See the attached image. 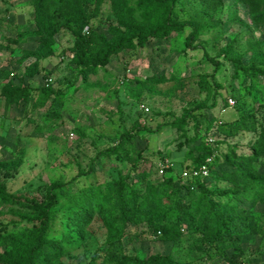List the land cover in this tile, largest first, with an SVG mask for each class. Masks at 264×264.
Returning a JSON list of instances; mask_svg holds the SVG:
<instances>
[{"label": "rangeland", "instance_id": "1", "mask_svg": "<svg viewBox=\"0 0 264 264\" xmlns=\"http://www.w3.org/2000/svg\"><path fill=\"white\" fill-rule=\"evenodd\" d=\"M213 4V0H176L175 9L183 19L203 25V50H185L184 41L190 31L186 28L172 38L123 50L113 55L105 67L82 78L71 63L73 40L64 31L54 36L51 55H35L39 40L34 27V0H0V167L9 168L10 176L1 180L6 191L41 201L56 190L60 194L59 207L66 210L85 187L122 177L134 180V166L141 167L136 163L139 152L153 171L166 159L174 171L182 172V157L172 148L176 138L173 131L163 127L158 137L151 136L148 141L142 137L146 131L153 132L187 114L206 113L208 119L219 123L251 117L255 130L238 131L228 138L217 127L205 132V121L195 138L192 122L187 125L189 149L202 139H210V145L216 143L222 152L229 146L236 155H250L251 143L258 137L264 140V77L243 76L242 71L251 64L264 67V27L253 22L250 12L256 6L249 0H223L217 12L210 9ZM214 21L219 23L210 26ZM103 24L119 26L109 1L93 21L94 27ZM232 60H238L242 67L237 78L232 76ZM28 68L36 71L31 77L27 76ZM20 79L31 89L51 85L62 97H50L38 104L42 97L34 94V105L8 106L3 93ZM228 99L234 107H224ZM137 128L143 130L128 160L117 162L98 156L118 135L135 133ZM233 165L246 170L242 161ZM233 167L223 169L232 171ZM250 169L254 175H261L264 159ZM216 174L217 167L213 178L208 176L206 182L213 188L223 187V181L214 184ZM157 175L153 174L151 181L160 185L162 179ZM187 183L184 180L177 185ZM186 193L182 190L184 201ZM253 211L256 231L242 234V255L237 261L264 264V205H256ZM24 212L0 202V230L13 232L27 226L21 219ZM55 230L66 234L59 222ZM67 235L74 243L63 248L62 256L52 264H119L124 258L146 261L154 257H167L171 264L219 261L201 251L199 240L185 237L183 242L173 244L148 236L140 242L125 241L120 253H111L105 244L106 230L97 216L82 232Z\"/></svg>", "mask_w": 264, "mask_h": 264}, {"label": "trees", "instance_id": "2", "mask_svg": "<svg viewBox=\"0 0 264 264\" xmlns=\"http://www.w3.org/2000/svg\"><path fill=\"white\" fill-rule=\"evenodd\" d=\"M106 1L111 3L119 26L103 24L94 27L93 21L98 18ZM213 1L210 9L217 12L223 0ZM249 1L256 6L250 12L253 22L264 27V0ZM33 6L34 27L39 40L35 55L41 57L44 52L51 55L54 36L64 31L73 40L71 63L82 78L105 67L113 55L123 50L145 47L152 40L172 38L186 28L190 31L184 41L185 50H203V25L183 19L175 9L176 0H34ZM218 23L214 21L210 26L214 27ZM207 60L216 69L219 68L217 62L208 57ZM231 63L234 67L232 76L237 78L242 67L238 60H232ZM35 72L30 68L26 70L29 77ZM242 74L252 78L264 77V67L251 64ZM159 78L155 80L158 82ZM34 94L42 97L38 104H43L50 97L54 100L62 97V93L53 91L51 85L31 89L23 86L21 79L17 85L6 89L3 97L8 106L34 105ZM224 104V107L228 106L227 100ZM213 106L214 103L211 108ZM250 118L219 123L208 119L206 113L187 114L178 121L162 124L153 132L146 131L147 134L142 137L148 141L151 136L158 137L163 127H167L165 131H173L176 135L172 148L175 155L182 157V169L198 168L211 159L207 164L208 176L213 178L217 167L214 184L223 181V187L213 188L206 182L207 179H183L182 172L177 173L174 169L158 176L152 165L146 166L148 161L139 152L136 163L141 167L133 165L136 171L134 180L122 177L85 187L71 200L69 208L62 210L59 207L60 194L56 190L41 201L8 193L1 180L10 176L9 168L1 166L0 202L25 211L21 213V219L27 226L13 232L0 230V249H3L0 252V264H52L62 256L63 248H69L74 243L67 233L82 232L96 216L106 230L105 244L111 253H120L125 241L140 242L148 236L173 244L183 242L185 237V240H199L201 251L208 258L216 256L218 264H242L237 261L242 255L239 246L241 236L244 232L255 234L253 208L258 204L264 205V172L254 175L250 169L264 159V140L256 138L251 143V154L246 156L236 155L229 146L222 152L219 145H210L204 139L189 149L187 125L192 122L195 138L202 129L203 121L207 122L205 132L212 126L217 127L228 138L238 131L255 130V121ZM141 130L137 128L135 133H121L98 156L107 160L114 158L117 162L128 160L133 143L141 137ZM155 154L160 153L156 151ZM239 161L245 164L246 170L233 165ZM227 166H234L233 170L225 171L223 168ZM153 174L162 179L160 185L151 181ZM184 180L189 183L177 185ZM182 190L187 191L185 201ZM58 222L66 234L55 230ZM227 252H230L229 257ZM126 263L171 264L167 257H154L146 261L124 258L119 264Z\"/></svg>", "mask_w": 264, "mask_h": 264}, {"label": "built area", "instance_id": "3", "mask_svg": "<svg viewBox=\"0 0 264 264\" xmlns=\"http://www.w3.org/2000/svg\"><path fill=\"white\" fill-rule=\"evenodd\" d=\"M85 32L87 31V28L84 30ZM51 81L48 80V83H50ZM48 85V84H46ZM227 104L228 107H233L234 106V102L231 99L227 100ZM208 144H211L212 141L210 139H206L205 140ZM211 162V159H207L206 163L201 165L198 168H191V169H184L181 173V176L183 179H199L201 181L205 180L208 175V167L207 164H209ZM172 169V165H170L169 161L164 159L156 168L157 174L159 176H162L166 170ZM244 264V263H242Z\"/></svg>", "mask_w": 264, "mask_h": 264}]
</instances>
